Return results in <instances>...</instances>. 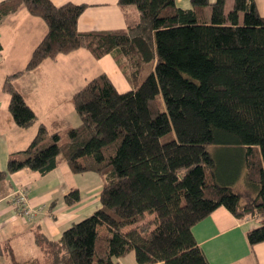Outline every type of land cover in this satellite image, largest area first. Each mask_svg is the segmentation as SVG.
I'll return each mask as SVG.
<instances>
[{"label":"trees","instance_id":"16d2710c","mask_svg":"<svg viewBox=\"0 0 264 264\" xmlns=\"http://www.w3.org/2000/svg\"><path fill=\"white\" fill-rule=\"evenodd\" d=\"M118 4L135 12L127 28L80 31L86 4L0 1V19L25 8L48 28L25 69L3 82L17 126L38 116L15 80L46 59L80 48L96 59L112 54L131 85L120 92L106 73L95 76L72 97L77 126L63 132L41 123L0 170L2 182L21 169L47 174L63 160L102 180L101 206L58 240L35 230L40 257L21 262L5 241L8 264H120L129 253L137 264H210L193 228L222 206L256 220L249 244L264 242V16L256 1ZM210 145L242 151L228 179L217 174ZM80 200L78 189L65 196L68 205Z\"/></svg>","mask_w":264,"mask_h":264},{"label":"crops","instance_id":"0c3cea01","mask_svg":"<svg viewBox=\"0 0 264 264\" xmlns=\"http://www.w3.org/2000/svg\"><path fill=\"white\" fill-rule=\"evenodd\" d=\"M3 1V0H0ZM56 6L68 2L86 4L78 19L80 31L119 30L135 20L133 9L125 13L119 0H51ZM215 0H210L214 2ZM264 16V0H255ZM182 8H190L191 0H176ZM46 23L23 8L0 19V170H7L10 156L26 149L41 123L52 130L67 131L80 122L72 103L73 95L95 76L106 73L120 92L130 83L112 54L96 59L84 48L57 59H46L36 69L27 70L16 78L15 86L36 111L37 121L28 128L15 124L8 109L10 96L3 90L7 75L24 70L35 46L47 32ZM78 189L81 200L68 205L65 196ZM17 190L27 192L34 210L29 219L20 214L13 202ZM102 180L95 172L74 173L60 160L47 174L21 169L9 173L0 182V264H8L3 245L9 240L18 260L31 261L40 257L34 244L35 230L58 240L74 222L90 215L101 206ZM254 219H237L225 207H219L193 228L194 235L210 264H264V242L251 246L247 231L258 226ZM103 228V227H101ZM104 229V228H103ZM120 264H137L133 253L120 259ZM154 264H164L157 262Z\"/></svg>","mask_w":264,"mask_h":264},{"label":"rangeland","instance_id":"374dc122","mask_svg":"<svg viewBox=\"0 0 264 264\" xmlns=\"http://www.w3.org/2000/svg\"><path fill=\"white\" fill-rule=\"evenodd\" d=\"M152 64H149L146 66L144 71L142 72V80L145 79V77L150 73ZM209 151L212 153L213 157L215 158L217 167L216 172L219 174L222 178L228 179L227 172L233 170L234 168H237L240 166L242 151L236 150L233 148H223L216 145H210L208 147ZM244 182V179H240L238 181V185H242ZM105 228L104 226H102ZM102 228V229H103Z\"/></svg>","mask_w":264,"mask_h":264},{"label":"built area","instance_id":"2783aa9c","mask_svg":"<svg viewBox=\"0 0 264 264\" xmlns=\"http://www.w3.org/2000/svg\"><path fill=\"white\" fill-rule=\"evenodd\" d=\"M13 202L17 206L21 215L32 219L34 216V210L28 203L27 192L24 190H17L13 194Z\"/></svg>","mask_w":264,"mask_h":264}]
</instances>
